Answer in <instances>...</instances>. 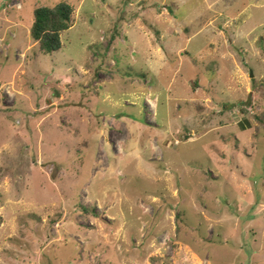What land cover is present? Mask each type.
<instances>
[{
    "label": "rangeland",
    "instance_id": "rangeland-1",
    "mask_svg": "<svg viewBox=\"0 0 264 264\" xmlns=\"http://www.w3.org/2000/svg\"><path fill=\"white\" fill-rule=\"evenodd\" d=\"M0 264H264V0H0Z\"/></svg>",
    "mask_w": 264,
    "mask_h": 264
},
{
    "label": "trees",
    "instance_id": "trees-1",
    "mask_svg": "<svg viewBox=\"0 0 264 264\" xmlns=\"http://www.w3.org/2000/svg\"><path fill=\"white\" fill-rule=\"evenodd\" d=\"M73 15L74 8L67 2L34 9L30 36L44 55H51L61 49V37L72 27Z\"/></svg>",
    "mask_w": 264,
    "mask_h": 264
},
{
    "label": "water",
    "instance_id": "water-1",
    "mask_svg": "<svg viewBox=\"0 0 264 264\" xmlns=\"http://www.w3.org/2000/svg\"><path fill=\"white\" fill-rule=\"evenodd\" d=\"M250 76L252 77V73L250 72Z\"/></svg>",
    "mask_w": 264,
    "mask_h": 264
}]
</instances>
